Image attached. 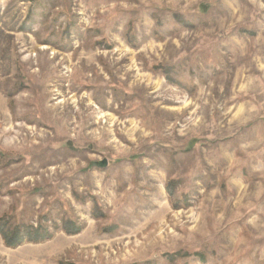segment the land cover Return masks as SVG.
<instances>
[{"label":"rangeland","instance_id":"374dc122","mask_svg":"<svg viewBox=\"0 0 264 264\" xmlns=\"http://www.w3.org/2000/svg\"><path fill=\"white\" fill-rule=\"evenodd\" d=\"M0 217L52 232L0 264H264V0H0Z\"/></svg>","mask_w":264,"mask_h":264},{"label":"trees","instance_id":"16d2710c","mask_svg":"<svg viewBox=\"0 0 264 264\" xmlns=\"http://www.w3.org/2000/svg\"><path fill=\"white\" fill-rule=\"evenodd\" d=\"M63 229L68 234H75L81 228L77 225L75 226L72 221L66 220L63 223ZM0 235L5 245L17 246L23 242H40L49 239L52 236V232L41 224L37 226L32 224L11 226L6 218L0 217Z\"/></svg>","mask_w":264,"mask_h":264},{"label":"water","instance_id":"95a60500","mask_svg":"<svg viewBox=\"0 0 264 264\" xmlns=\"http://www.w3.org/2000/svg\"><path fill=\"white\" fill-rule=\"evenodd\" d=\"M99 164L103 166V165H105V161H101V162H99Z\"/></svg>","mask_w":264,"mask_h":264}]
</instances>
